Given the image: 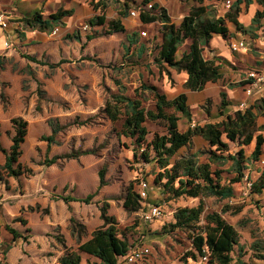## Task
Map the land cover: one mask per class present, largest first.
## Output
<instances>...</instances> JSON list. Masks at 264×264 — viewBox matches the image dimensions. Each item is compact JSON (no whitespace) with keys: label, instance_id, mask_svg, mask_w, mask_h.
Segmentation results:
<instances>
[{"label":"rangeland","instance_id":"1","mask_svg":"<svg viewBox=\"0 0 264 264\" xmlns=\"http://www.w3.org/2000/svg\"><path fill=\"white\" fill-rule=\"evenodd\" d=\"M85 1L91 3V0ZM156 1L159 5L177 9L181 0H152L148 3L143 0H109L99 10L89 5L84 9L78 6L74 14L65 19V25L47 37L48 44L43 51H31L38 60L59 63L54 68L47 64L29 63L22 55L10 61L0 57V146L7 148L11 143V118L22 117L28 122L19 157L25 169L23 174L18 177L7 175L2 167L4 153L0 149V201L12 214L6 215L0 231L5 230L10 237L27 242L24 245L25 254L33 260L29 264H57L66 245L69 249H76V245L88 237V232L101 225L103 207L107 214L116 218L119 233L130 245L127 253L119 257L118 264L185 262L184 254L191 249L187 231L176 229L165 232L163 226L173 220V211L177 207L197 205L200 198L181 196L165 199L154 183L157 168L140 159L141 149L134 153V144L129 137L117 133L120 122L111 123L99 112L108 94L117 91L115 80L126 86L128 95H133L134 89L143 82L157 85L161 90L168 91L170 96L180 90L165 69L154 63L160 41L157 38L160 35L157 33L158 22L142 23L139 15L132 17L128 14L129 18L124 19L126 31L112 34L106 33V24L90 26L87 22L90 17L102 13L106 20L119 17L123 3L129 10L140 12L141 9L151 8L152 2ZM211 1L217 4L215 1L220 0ZM25 2L24 5L32 6L37 1ZM60 2L65 5L70 4L71 0ZM221 5L225 8V5ZM53 6L57 7L58 3ZM18 25L24 31H31L25 29L20 21ZM132 31H146V34L141 33L138 43L126 49V32ZM74 32L79 35V40L66 37V33ZM88 34L94 37L88 40ZM140 44H145V47L139 53ZM39 46V42L33 44L35 48ZM20 51L23 54L29 52L27 49ZM221 68L223 78L219 81L236 86L238 81H233L238 79L237 70L225 60H222ZM220 101V95L211 96L191 106L190 119L180 115L179 129L185 130L194 123L203 124L216 119ZM143 104L149 107L151 102L145 101ZM51 123L61 127L54 134L53 142L42 139V136L52 134ZM146 126L148 139L165 129L161 123L154 121H147ZM204 145L202 139L193 138L191 149L204 148ZM253 145L254 142L243 147L246 155L250 154ZM238 148L234 143L229 144L230 152ZM76 151L81 152L77 157H58L49 165L44 163L55 156ZM228 165L225 164L224 168ZM247 166L242 180L232 184V197H203L202 202L204 212H220L238 233L239 243L233 249L232 263L239 264L236 261L239 259L242 264H264V249L257 251L252 247L254 242L264 246V190L261 194H251L246 188V181L256 178L264 168V145L260 160ZM100 170H103V185H100ZM231 176L233 173H223V178ZM142 179L147 184V196L141 200L138 211H127L123 207L126 188L133 186L138 192ZM88 194H92L88 202L62 198L67 195L84 198ZM154 204L160 207L161 215L145 220L144 212H148ZM225 206L228 209L222 211ZM237 208L240 210L234 213ZM70 217L74 218L77 229L79 225L84 226L85 234L79 236L76 231L72 233ZM8 228L15 232H10ZM6 241V238L0 241L2 261ZM35 247L37 249L33 250ZM145 247L148 252L141 258L127 262L126 255ZM81 256V264H97L93 257ZM198 263L186 258V264Z\"/></svg>","mask_w":264,"mask_h":264},{"label":"trees","instance_id":"2","mask_svg":"<svg viewBox=\"0 0 264 264\" xmlns=\"http://www.w3.org/2000/svg\"><path fill=\"white\" fill-rule=\"evenodd\" d=\"M152 0H143L148 3ZM196 4L191 6L187 14L180 22H173L165 7L157 2H152L151 8L141 9L139 19L142 23L159 22V33L161 40L157 45V53L154 58L160 67L167 66L176 71H184L187 78L183 87L187 90H201L208 82H217L223 78L222 59L220 57L207 58L204 55V47L209 43L213 35L219 34L226 38L229 35L227 21L232 23L237 31L254 35V30L261 26L264 19V0H231L228 10L223 15H217L215 6L204 4L203 0H194ZM224 1V0H223ZM257 2L261 9L255 12L251 23L244 25L238 20L241 12V5H248ZM94 8H103L105 1L93 4ZM119 17L106 20L104 13L96 14L88 20V24H106V33L125 32L126 28L120 17H124L129 9L126 3L121 6ZM72 9L59 7L54 12L44 16L35 11L28 16L18 19L25 29L39 30L51 33L55 28L65 25V18L72 15ZM67 38H76L79 35L66 33ZM94 36L88 34L86 38ZM126 40L129 46L138 43L139 33L136 31L126 32ZM189 40L187 48L182 51L179 58L176 52L179 47ZM145 44H140L139 53L143 51ZM30 61L47 64L54 68L59 63H47L38 60L36 57L23 54ZM1 65V61H0ZM246 81L241 80L236 84L241 85ZM117 91L108 94L99 112L111 123L120 122L118 134L129 137L134 144L133 150L136 154L138 149L139 157L146 163H152L157 168L154 183L161 190L166 199H175L181 196L200 198L197 205L181 206L173 211V220L163 226V231L171 232L176 229L185 230L191 240V249L185 252L186 258H191L198 264H233L232 252L239 243V237L232 224L227 222L220 212L212 210L204 212L203 197H215L225 199L233 196L232 184L239 182L244 177V169L251 162L259 161L263 153L264 145V124H258L259 116L264 117V94L255 99L250 105L244 108H237L232 113L215 122L195 123L189 125L185 130H180L178 121L180 114L190 118V106L187 102V95L184 92L173 97L161 90L152 83H141L134 89L133 95L126 93V86L119 80H115ZM221 101L218 111L228 105L224 91H220ZM150 101L151 105L145 107L143 102ZM207 112H209L207 110ZM147 121L159 122L165 128L162 133L156 132L148 139L149 130ZM86 122H82L84 124ZM13 134L8 149L2 148L5 161L2 167L7 175L18 177L25 169L19 162L21 145L27 135V120L22 117L11 118ZM52 126L50 136H42L49 142H53V136L61 127L59 124ZM200 136L206 142L204 148L191 151L192 138ZM254 142L253 149L246 155L243 147ZM234 143L239 148L233 152L229 150V144ZM143 146V147H142ZM87 152V151H86ZM81 152L55 156L52 160L44 163L49 165L55 162L58 157L73 158ZM229 163L227 168L224 165ZM233 173L229 178H223V173ZM100 185L104 184L103 170L98 172ZM225 179V180H224ZM250 180V179H248ZM251 181V194H261L264 190V168L259 175ZM92 194L86 197L62 196L66 201H85L91 198ZM123 207L127 211H138L141 207L139 193L133 186L126 188L123 198ZM228 206L222 211H226ZM240 208L234 210L238 212ZM102 223L95 228L91 236L80 242L76 249L65 248L64 253L58 257V264H81V255L97 259V264H118L119 257L124 256L129 250L127 239L119 233L117 220L113 215L107 214L105 208L101 209ZM72 233L75 231L80 236L85 234L83 225L75 226V220L70 217ZM10 232H15L8 228ZM252 247L263 250L264 246L254 242ZM9 247H5V254ZM241 248V247H240ZM263 257L262 254H259ZM203 257H206L203 259ZM239 264L241 260H236ZM0 264L2 263L0 260Z\"/></svg>","mask_w":264,"mask_h":264},{"label":"crops","instance_id":"3","mask_svg":"<svg viewBox=\"0 0 264 264\" xmlns=\"http://www.w3.org/2000/svg\"><path fill=\"white\" fill-rule=\"evenodd\" d=\"M25 1L27 0H0V12L5 13L9 19L7 27L3 28L0 26V57L1 58L4 57L5 60L7 61H10L11 59H14V58L18 59L22 55V58H25L30 63L31 61L27 59L26 57H24L23 51H20V50L27 49L29 52L25 54L33 56L31 54V51L32 52H35L36 50L43 51L47 47V44H48L47 37H50L53 35L52 33H45L39 30L24 31L23 29L19 27L18 25L19 21L17 20V18L28 16L32 14L33 12L39 11V10H40L39 11L40 13H42L44 16H47L50 13L54 12L59 7L63 9H72L73 10L72 15H73L74 11L78 9V6H83L82 9H84L87 7V5H89V7H92L93 4H98V2L100 1L108 2L109 0H91L92 4L90 2L88 4L85 0H71L70 4H65V5H62L61 2L59 3V0H36L37 2L35 4H32V6H30L29 4L24 5L26 3ZM215 2H218V3L213 4L211 0H203L204 4H212L213 6H215L217 15H223L228 10V7L227 8L226 6H224L225 8L222 7L221 4L225 5L223 0L215 1ZM42 3H43V9H41ZM56 3H58V6L54 7L53 5ZM195 4H196V1L194 0H181L178 2L177 9L168 8L162 4L161 6L166 8L171 20L175 22L176 24H178L180 20L182 19V17L187 14L190 7ZM99 9L100 8H97L95 10H99ZM259 9H261V6L255 1L249 3L248 5L242 4L241 12L239 13L238 20L244 25H249L251 23L253 16L255 15V12ZM72 15L66 17L65 19L71 17ZM126 15L124 17H120L123 24H124V19L129 18L128 13ZM91 18L92 17H90L89 19ZM158 25L160 27L159 22H158ZM227 27L229 30V35L226 38H224L223 36L219 34H215L212 36V38L209 40V43L204 47V52H207L205 56L207 58H210L213 56L220 57L222 60H225L227 64H231V66H233L234 69L237 70L236 74L238 76V79L234 80L233 82L244 80L246 81L245 83L241 85H236V86H229L228 82L226 83H221V81L208 82L207 88L205 86L201 90H187L183 87V84L187 78L186 72L184 71L178 72L175 69H172L170 67L162 66L165 69V72H167V75L171 76L172 79L174 80V85L180 86L179 87L180 90L175 94L173 93L171 96L169 95L168 91H164V92L168 95V97H173L178 93L184 92L187 95V102L190 107L196 104L197 102L201 101L203 98H206V97L208 98L211 96H219L221 90L226 92L225 98L229 102L228 105H226L222 109V113L218 111V116L216 119L208 120L206 122L219 121L224 117L225 114L232 113L237 108H244L250 105L255 99L259 98L260 96L264 94V38L262 36L263 30H264V19L261 20V26L258 29L254 30L253 36H251L248 33L237 31L235 27L233 26V24L228 21H227ZM136 32L139 33V38H141V32H144V31H141V32L136 31ZM144 33L146 34V31ZM157 33L159 34L158 31ZM157 38L161 40V35H157ZM233 40L234 41L243 40L245 43V47L239 50H232L229 47V42ZM36 42H39L40 44L38 48L33 47V44H35ZM188 44H189V40H186L182 44L184 45V47L182 49H180L182 45L179 47V49L176 52L177 58L181 56L182 51H184L187 48ZM154 63L156 64V66H159L156 62ZM42 65H45V64H42ZM252 71H255L258 76H262L263 79L260 81H257L254 84L248 82L246 80L247 74ZM167 75H165L166 79H167ZM247 88L251 89L250 94L246 93L245 90ZM241 103H244L245 106L240 107ZM207 115L209 114L207 113ZM190 116H191V110H190ZM185 118L187 117L185 116ZM257 122L258 124H264V117L259 116L257 119ZM178 126H179V123H178ZM193 138L202 139V137L200 136H194ZM193 138H192V141H193ZM203 142L205 144L204 146H206V142L204 140ZM9 146L5 149H8ZM190 150L195 151L194 149H191V148ZM4 161H5V155H4ZM0 207L2 208V209L0 208V225L1 224L3 225L4 224L3 220L6 219V215L7 214L12 215V214L10 210H8L5 207L4 202L0 201ZM93 230L88 232V237L86 239H88L91 236V233ZM4 238L7 239L6 244L9 248L4 254V260L2 261L0 259L2 263H8V264H27L28 263L29 264L31 261L33 262V260L29 258L28 255L25 254L24 245L27 244V242L23 243V241L17 238H14L12 236L10 237L9 234H7L5 230H1L0 231V241H3ZM78 245L79 243L76 245V248ZM65 248H69V247L66 245L64 249ZM35 249H37V247H35L33 250ZM71 249H75V247ZM94 259L97 261L96 258ZM39 263H42V262H38V264Z\"/></svg>","mask_w":264,"mask_h":264},{"label":"built area","instance_id":"4","mask_svg":"<svg viewBox=\"0 0 264 264\" xmlns=\"http://www.w3.org/2000/svg\"><path fill=\"white\" fill-rule=\"evenodd\" d=\"M224 3H225V6L229 8V6L231 4V0H224ZM128 14L130 16H132V17L138 16L139 15V10H136V9L129 10ZM8 22H9V19H8L7 15L5 13H3V12H0V26L5 28V27H7ZM57 29L58 28H55L51 33L54 34L57 31ZM141 33L143 35H145L144 32H141ZM262 36L264 38V30H263ZM229 47L232 50H239V49L245 47V43H244L243 40H239V41H236V40L234 41L233 40V41L229 42ZM262 79H263L262 76H258L255 71L249 72L247 74V77H246V80L248 82L252 83V84H254L257 81H260ZM245 91H246L247 94L251 93V89L250 88H247ZM244 106H245L244 103L240 104V107H244ZM146 186H147L146 181L144 179H142L140 181V189L138 191L141 200H144L146 198V196H147ZM246 188L248 189V191L250 190V188H251V181L250 180L246 181ZM161 213H162V211H161L160 207L158 205L154 204V205L150 206V209H149L148 212H144L143 217L145 218V220H151L152 218L160 216ZM146 252H148V248H146V247L145 248H138V249L134 250L133 252H130L125 257L127 259V262L131 263V262L137 261ZM205 258L206 257H203V259H205Z\"/></svg>","mask_w":264,"mask_h":264}]
</instances>
